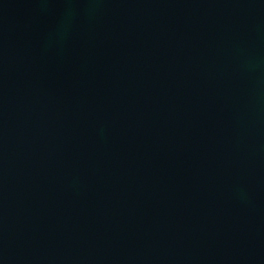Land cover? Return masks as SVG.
<instances>
[{
    "label": "water",
    "instance_id": "95a60500",
    "mask_svg": "<svg viewBox=\"0 0 264 264\" xmlns=\"http://www.w3.org/2000/svg\"><path fill=\"white\" fill-rule=\"evenodd\" d=\"M0 264H264V0H0Z\"/></svg>",
    "mask_w": 264,
    "mask_h": 264
}]
</instances>
